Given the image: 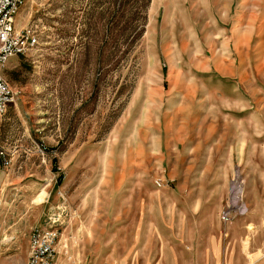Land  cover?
I'll return each instance as SVG.
<instances>
[{"label":"rangeland","instance_id":"1","mask_svg":"<svg viewBox=\"0 0 264 264\" xmlns=\"http://www.w3.org/2000/svg\"><path fill=\"white\" fill-rule=\"evenodd\" d=\"M24 28L0 264L37 227L58 264L264 263V0H25Z\"/></svg>","mask_w":264,"mask_h":264},{"label":"built area","instance_id":"2","mask_svg":"<svg viewBox=\"0 0 264 264\" xmlns=\"http://www.w3.org/2000/svg\"><path fill=\"white\" fill-rule=\"evenodd\" d=\"M24 5L25 0H0V119L5 116L9 106L16 99L13 88L4 77L7 64L16 56L26 55L31 48L38 44V38L33 28H24L21 31L16 29V17ZM0 157L4 166L9 167L11 165L13 157L1 147ZM157 184L162 186L160 182H157ZM242 186L243 181L241 179H237L233 184L229 210L222 215L226 223L231 221L233 205L242 201ZM58 240L57 230L53 228H35L31 233L30 252L26 264H58Z\"/></svg>","mask_w":264,"mask_h":264},{"label":"crops","instance_id":"3","mask_svg":"<svg viewBox=\"0 0 264 264\" xmlns=\"http://www.w3.org/2000/svg\"><path fill=\"white\" fill-rule=\"evenodd\" d=\"M28 255H29V247H28V251H27V259H28ZM27 259H26V261H27ZM264 264V263H263Z\"/></svg>","mask_w":264,"mask_h":264}]
</instances>
